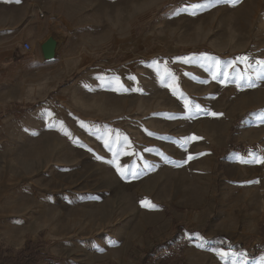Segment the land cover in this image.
<instances>
[{"label": "rangeland", "instance_id": "obj_1", "mask_svg": "<svg viewBox=\"0 0 264 264\" xmlns=\"http://www.w3.org/2000/svg\"><path fill=\"white\" fill-rule=\"evenodd\" d=\"M189 5L198 9L183 14ZM121 12L124 41L117 47L111 36L100 62L110 68L164 55L181 68L202 56L220 67V81L192 94L219 116L193 126L204 136L190 152L157 154L151 163H130L133 154L100 158L74 143L87 140L84 122L32 117L37 102L9 85L34 43L22 53L23 43L6 42L0 257L36 244L45 256L39 264H163L170 255L179 260L168 264H264V128H246L249 115L264 113V0H123L113 14ZM80 110L90 116L87 106Z\"/></svg>", "mask_w": 264, "mask_h": 264}, {"label": "crops", "instance_id": "obj_2", "mask_svg": "<svg viewBox=\"0 0 264 264\" xmlns=\"http://www.w3.org/2000/svg\"><path fill=\"white\" fill-rule=\"evenodd\" d=\"M122 3L123 0H0V48L9 41L23 43L22 53H27L25 43L32 42L35 48L21 65L20 78L16 77L9 86L37 102L32 117L42 122L47 118L53 122H84L85 133L81 136L87 140L78 138L74 143L100 154V158L115 153L117 160L123 161L126 154H133L138 157L130 163H151L157 154L190 152L197 146L196 139L204 136L192 131L193 126L219 116L210 106L200 105L192 92L194 87L220 81L216 76L221 73L220 67L204 64L202 56L193 58L191 64L185 61L187 64L181 68L160 58L164 55L127 66L117 63L109 68L107 63H101L111 36H116L113 40L117 47L119 41H124L123 12L120 19L113 14ZM190 6L194 5L181 8V12L188 15L191 9H198ZM51 37L59 42V48L56 59L47 62L41 45ZM232 71L236 68L232 67ZM126 100L132 102L129 111L125 109ZM141 101L146 103L136 106ZM82 106L88 107L89 117L81 112ZM190 108L194 109L192 118ZM115 110L117 115L111 117ZM246 128L261 131L264 113L249 115Z\"/></svg>", "mask_w": 264, "mask_h": 264}, {"label": "trees", "instance_id": "obj_3", "mask_svg": "<svg viewBox=\"0 0 264 264\" xmlns=\"http://www.w3.org/2000/svg\"><path fill=\"white\" fill-rule=\"evenodd\" d=\"M45 256L40 251V247L36 244H29L25 250L21 251L14 258H3L0 257V264H39ZM179 260L173 255H170L165 259L163 264H168L170 261ZM147 263V259L145 261ZM177 263V262H175Z\"/></svg>", "mask_w": 264, "mask_h": 264}, {"label": "water", "instance_id": "obj_4", "mask_svg": "<svg viewBox=\"0 0 264 264\" xmlns=\"http://www.w3.org/2000/svg\"><path fill=\"white\" fill-rule=\"evenodd\" d=\"M59 42L51 37L41 45L44 60L51 62L56 59L58 54Z\"/></svg>", "mask_w": 264, "mask_h": 264}, {"label": "built area", "instance_id": "obj_5", "mask_svg": "<svg viewBox=\"0 0 264 264\" xmlns=\"http://www.w3.org/2000/svg\"><path fill=\"white\" fill-rule=\"evenodd\" d=\"M24 49H25L26 51H31L32 47H31V45H30L29 43H25V44H24Z\"/></svg>", "mask_w": 264, "mask_h": 264}]
</instances>
